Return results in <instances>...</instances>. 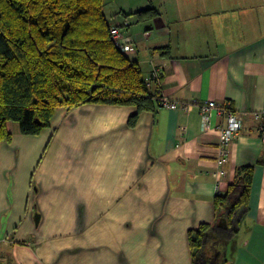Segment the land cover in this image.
Listing matches in <instances>:
<instances>
[{
	"label": "crops",
	"instance_id": "0c3cea01",
	"mask_svg": "<svg viewBox=\"0 0 264 264\" xmlns=\"http://www.w3.org/2000/svg\"><path fill=\"white\" fill-rule=\"evenodd\" d=\"M147 8L159 16L107 21L125 26L133 46L125 57L177 108L143 112L132 128L134 107L94 104L56 109L38 135L9 122L10 141L0 142L1 264H193L188 234L204 224L213 261L264 264V143L253 117L264 105V0H132L120 11ZM154 69L158 85L148 82ZM212 101L246 113L222 164L226 117L213 114L209 131L201 123ZM240 167L253 168L248 212L220 244L213 200Z\"/></svg>",
	"mask_w": 264,
	"mask_h": 264
},
{
	"label": "trees",
	"instance_id": "16d2710c",
	"mask_svg": "<svg viewBox=\"0 0 264 264\" xmlns=\"http://www.w3.org/2000/svg\"><path fill=\"white\" fill-rule=\"evenodd\" d=\"M103 7L104 0H0V142L10 141L9 122L22 135H38L58 108L134 107L132 128L141 113L160 106L138 64L113 44ZM120 13L136 23L159 16L155 8ZM252 175V167L238 168L225 194L214 197L215 225L224 227L214 238L220 244L234 239L248 212ZM211 228L189 232L193 264L226 263L221 256L213 261L205 248Z\"/></svg>",
	"mask_w": 264,
	"mask_h": 264
},
{
	"label": "built area",
	"instance_id": "2783aa9c",
	"mask_svg": "<svg viewBox=\"0 0 264 264\" xmlns=\"http://www.w3.org/2000/svg\"><path fill=\"white\" fill-rule=\"evenodd\" d=\"M110 36L113 41V44L118 48L124 55L128 54L133 50V46L125 42L121 28L119 26H112L110 28ZM160 73L159 70L154 69L150 74L148 82H157L160 83ZM160 107L168 108L175 110L177 106L173 103H170L166 98L162 97L159 99ZM213 114L224 115L226 117V125L221 128V140L219 147V164L226 162L227 158V147L232 142V140L237 136L240 129L242 128L243 121L245 119L246 113H237L229 109L225 105H219L215 102H209L201 108V123L203 131L210 130V121ZM255 120L259 123V135L261 140L264 143V105L260 111L253 114ZM1 264V263H0Z\"/></svg>",
	"mask_w": 264,
	"mask_h": 264
},
{
	"label": "rangeland",
	"instance_id": "374dc122",
	"mask_svg": "<svg viewBox=\"0 0 264 264\" xmlns=\"http://www.w3.org/2000/svg\"><path fill=\"white\" fill-rule=\"evenodd\" d=\"M131 1L132 0H104L103 13L106 16V19H108V21L115 20V17L117 16L121 19L119 16L120 9Z\"/></svg>",
	"mask_w": 264,
	"mask_h": 264
},
{
	"label": "water",
	"instance_id": "95a60500",
	"mask_svg": "<svg viewBox=\"0 0 264 264\" xmlns=\"http://www.w3.org/2000/svg\"><path fill=\"white\" fill-rule=\"evenodd\" d=\"M38 220H37V218H36V222H37Z\"/></svg>",
	"mask_w": 264,
	"mask_h": 264
}]
</instances>
